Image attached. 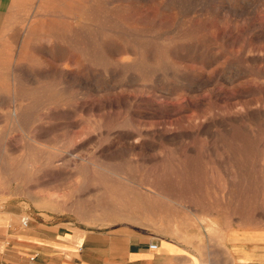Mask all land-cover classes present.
Returning <instances> with one entry per match:
<instances>
[{"label": "rangeland", "instance_id": "rangeland-1", "mask_svg": "<svg viewBox=\"0 0 264 264\" xmlns=\"http://www.w3.org/2000/svg\"><path fill=\"white\" fill-rule=\"evenodd\" d=\"M0 219L264 264V0H0Z\"/></svg>", "mask_w": 264, "mask_h": 264}, {"label": "crops", "instance_id": "crops-1", "mask_svg": "<svg viewBox=\"0 0 264 264\" xmlns=\"http://www.w3.org/2000/svg\"><path fill=\"white\" fill-rule=\"evenodd\" d=\"M32 225L18 230L0 219V264H217L174 240L129 227L107 233ZM157 249L151 250L150 245Z\"/></svg>", "mask_w": 264, "mask_h": 264}, {"label": "built area", "instance_id": "built-area-1", "mask_svg": "<svg viewBox=\"0 0 264 264\" xmlns=\"http://www.w3.org/2000/svg\"><path fill=\"white\" fill-rule=\"evenodd\" d=\"M21 224H22L23 227H27L28 226V220L22 219L21 220ZM149 248L151 250H156L157 249V245L156 244H152V245L149 246Z\"/></svg>", "mask_w": 264, "mask_h": 264}, {"label": "bare ground", "instance_id": "bare-ground-1", "mask_svg": "<svg viewBox=\"0 0 264 264\" xmlns=\"http://www.w3.org/2000/svg\"><path fill=\"white\" fill-rule=\"evenodd\" d=\"M14 114V113H13ZM15 115V114H14ZM19 115V114H18ZM18 117V116H17ZM24 220H26V219H24ZM17 226V225H16ZM256 257V256H255Z\"/></svg>", "mask_w": 264, "mask_h": 264}]
</instances>
